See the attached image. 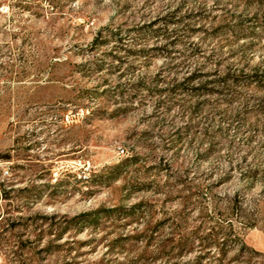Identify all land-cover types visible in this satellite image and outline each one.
<instances>
[{"label":"rangeland","instance_id":"374dc122","mask_svg":"<svg viewBox=\"0 0 264 264\" xmlns=\"http://www.w3.org/2000/svg\"><path fill=\"white\" fill-rule=\"evenodd\" d=\"M205 254L264 264V0H0V264Z\"/></svg>","mask_w":264,"mask_h":264},{"label":"trees","instance_id":"16d2710c","mask_svg":"<svg viewBox=\"0 0 264 264\" xmlns=\"http://www.w3.org/2000/svg\"><path fill=\"white\" fill-rule=\"evenodd\" d=\"M205 229H208V231L205 232ZM165 242V247L179 249L182 252L191 251L194 247H196L200 250L203 249L208 252L214 249L224 252L239 250L242 254L246 253L250 255L247 257L248 262L253 260V254L261 257V252L248 246L240 232L237 231L231 224L228 225V227H224L221 224L210 227L204 226L189 235L182 234L181 232H173V236ZM196 243H198L197 246H195ZM204 259L211 260L212 257L205 254L204 256L198 257L195 264H201ZM238 259L239 258H235L234 260ZM218 261L221 264L224 262V258L221 257Z\"/></svg>","mask_w":264,"mask_h":264},{"label":"built area","instance_id":"2783aa9c","mask_svg":"<svg viewBox=\"0 0 264 264\" xmlns=\"http://www.w3.org/2000/svg\"><path fill=\"white\" fill-rule=\"evenodd\" d=\"M122 152H123V150H122Z\"/></svg>","mask_w":264,"mask_h":264}]
</instances>
